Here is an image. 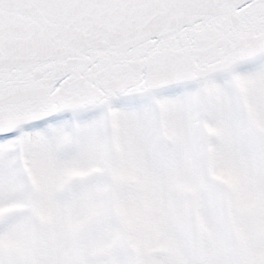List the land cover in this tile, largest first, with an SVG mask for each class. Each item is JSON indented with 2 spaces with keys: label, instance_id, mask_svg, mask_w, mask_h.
I'll return each mask as SVG.
<instances>
[{
  "label": "snow or ice",
  "instance_id": "snow-or-ice-1",
  "mask_svg": "<svg viewBox=\"0 0 264 264\" xmlns=\"http://www.w3.org/2000/svg\"><path fill=\"white\" fill-rule=\"evenodd\" d=\"M0 264H264V0H0Z\"/></svg>",
  "mask_w": 264,
  "mask_h": 264
}]
</instances>
